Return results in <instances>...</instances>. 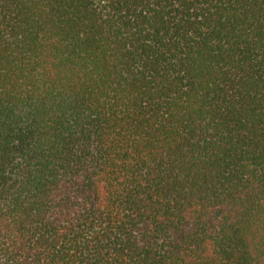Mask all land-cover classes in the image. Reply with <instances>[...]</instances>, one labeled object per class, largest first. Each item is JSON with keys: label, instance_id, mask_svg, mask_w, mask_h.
Masks as SVG:
<instances>
[{"label": "trees", "instance_id": "trees-1", "mask_svg": "<svg viewBox=\"0 0 264 264\" xmlns=\"http://www.w3.org/2000/svg\"><path fill=\"white\" fill-rule=\"evenodd\" d=\"M0 264H264V0H0Z\"/></svg>", "mask_w": 264, "mask_h": 264}]
</instances>
